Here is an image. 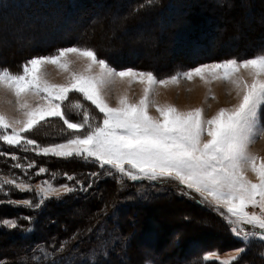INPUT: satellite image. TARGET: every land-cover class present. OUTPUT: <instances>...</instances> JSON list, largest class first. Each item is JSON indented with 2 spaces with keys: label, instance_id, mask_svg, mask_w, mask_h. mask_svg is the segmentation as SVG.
I'll return each mask as SVG.
<instances>
[{
  "label": "snow or ice",
  "instance_id": "1",
  "mask_svg": "<svg viewBox=\"0 0 264 264\" xmlns=\"http://www.w3.org/2000/svg\"><path fill=\"white\" fill-rule=\"evenodd\" d=\"M148 2L151 4L152 0ZM77 61L86 62L83 70L74 67ZM48 66L65 74L66 82H52L46 71ZM196 77L206 84L222 81L233 85L240 102L206 117L203 108L182 111L154 98L158 86L167 87ZM118 81H126L129 86L143 85L138 101L125 93L117 96L113 107L107 93ZM73 93L90 102L102 115L93 117L81 100H70ZM9 94L14 99H6ZM65 102L79 112V122L68 118ZM4 103L11 105L17 115L0 110V141L10 146H32V151L39 149L38 154L45 156L92 158L101 168L114 169L131 180L176 181L183 186L182 191L188 190L185 194L194 192L217 211L223 209L220 214L242 242L249 244L259 239L264 243V156L250 151L264 137V50L252 58H231L158 78L150 71L112 67L92 48H61L53 54L31 58L21 65L19 73L0 67V104ZM153 108L157 115L151 114ZM50 117L59 118L74 135L64 143L40 147L24 134ZM45 171L40 169L41 173ZM249 172L255 175V182L249 179ZM4 184L21 191L33 190L15 179L0 183V190ZM45 184L46 187L39 188V204L52 195L58 198L61 192L75 190L67 184L60 188ZM23 204L34 206L31 200H24ZM249 208L259 211L250 212ZM4 224L18 227L15 222ZM245 251V247L237 249L235 256L220 264H234Z\"/></svg>",
  "mask_w": 264,
  "mask_h": 264
},
{
  "label": "rangeland",
  "instance_id": "2",
  "mask_svg": "<svg viewBox=\"0 0 264 264\" xmlns=\"http://www.w3.org/2000/svg\"><path fill=\"white\" fill-rule=\"evenodd\" d=\"M23 1L25 2L26 0H23ZM57 1H60V3L62 4L63 7L66 6L65 2H69V0H57ZM176 1H177V4L175 7V10L178 11L179 7H182L183 4H182V0H176ZM183 1H185V0H183ZM252 1L253 0H209L207 2V4H205L203 1L201 6L203 7L202 10L206 9L204 11L205 13H206V11L214 10L215 11V12H213L214 15H218L220 18H222V17L220 16L219 11L221 13V11H222L221 9L225 8V13L228 16V18L226 19L225 26H220V24H218L219 26L217 27V25H216L214 27V29L216 31L219 29H223L224 31L226 30V33H228V36L233 35V37H234L233 39H238L239 35H244V31L246 33L249 30L253 31L254 33L250 34L251 35V37L249 39L250 42H248L251 46L252 41H253V43L256 42L255 40H253L254 39L253 37L256 35L255 34L256 31L259 29H264V15H263L264 14V5H262V3H260L258 0L257 5H255V7H256L255 8V7L251 6ZM83 2L85 3V1H83ZM113 2H115V4H114L115 6L112 5ZM129 2H130L129 0H116V1L115 0H101V1L99 0L98 5L96 2L93 3L99 7L97 9H94V8L92 9V12L94 10H96L93 14H96L95 17H97V19L95 18V20L98 21L97 22L98 24L96 23L94 25H91L90 29L94 28V31L92 32V34H90V35L88 34V36L91 37L90 40L84 39L85 46L92 44L91 43L92 40L94 43L96 42V44L99 43L100 45L104 46L105 43L103 42V40L105 38H107V37L110 38V37L115 36V39L116 38L117 39H116L115 43H114V39H112V43H114V44L111 46L110 49H107L106 46H104V48L103 47L102 48L104 50L112 51L113 49L121 50V48L123 47L124 49L122 48L123 51L122 50L121 51L124 53V52H129L131 50L135 51V50H133V47H132V49H130L129 47H131V46L127 45L128 44L127 40H129V42H130V39H132V40L134 39L133 41L131 40V42L138 45L136 47H138V48L141 47L138 50H140V52H142V54H146L144 56V58H146V60H148V63L150 62L153 65H155L154 67H156V69L161 68V70H162V69L167 68V65L174 62V60H170L168 57L169 56L168 54H170L173 51H170L167 48V49H163L162 52H158L161 49V47L155 46L157 44V42L155 44V41H158L157 38L159 36L157 37V35L154 34L155 33L154 31H152V32L147 31V29L154 30V28L158 27L157 24L155 26L154 24L149 23L148 19L146 20L147 16H149L155 10L151 9L148 11L142 10L140 12H132V8H130V9H127L125 11H120V6L122 5V3L127 5V4H129ZM164 2L162 3V5L164 4ZM12 3H13V5H17L19 2L17 0H12ZM219 7H220V9H219ZM252 7H253V11L251 10ZM248 8H250V11ZM11 10L12 11L17 10V6H12ZM178 12L175 15H173L175 17H177V16L180 17L179 19H175V23H174L175 25L181 24L182 16H183L182 14H184L183 13L184 10H182L181 14H179V15H178ZM207 13L209 15H211V14L213 15L212 12L211 13L207 12ZM37 15L40 16V14H34V16H37ZM34 16L32 14H29V12L27 11V12L21 13V15L19 16L20 19H19V21H17V23L15 25L0 26V59L1 58L6 59V57H9L11 55L13 56L14 51L18 52L21 49L31 47L30 46L31 43H33V42L36 43L35 42L36 40H33V38L30 37L32 34V31H34L36 28H38V25L32 20V17H34ZM204 16L206 18V15H204ZM58 17H61V16H58ZM252 17H253V20H252L253 22L251 23L250 18H252ZM1 18L9 20V18L6 17L5 15H0V19ZM10 18H12V17H10ZM129 20H132V21L128 22ZM223 20H224V18H223ZM214 21H216V20H214V18L213 19H211V17L209 18V24L211 22L213 23ZM182 23H184V22H182ZM32 26H34V27L31 28ZM208 27H212V25L211 26L209 25ZM78 29L79 28H77L76 30H78ZM59 31H60V34L54 33V39L66 38L67 33L69 32V29L63 28L62 30H59ZM35 33H36V31H35ZM49 34H52V32H49V33L47 32L46 36H48ZM46 36H44V37H46ZM200 36H201V34H200ZM174 39L175 38H173V32H169L167 34V37H164V38H163V36H162V38L159 37L160 41H158V45L162 46V44L165 43L164 47H166L168 44L173 43V41H178L177 39H175V40ZM227 39H228V37L225 40H227ZM251 39H252V41H251ZM124 40H126L127 44H126V42L124 43ZM137 42H138V44H137ZM224 43L227 44L229 42L224 41ZM214 44H215V42L212 43L211 46H214ZM241 44H243V42ZM227 45L231 46L232 44H227ZM236 45H238V44H236ZM38 46H40V45H38ZM164 47L162 46V48H164ZM216 48H217V46H216ZM23 52H25V51H23ZM127 54H129V53H127ZM132 54H134V53H132ZM254 56L255 55H253L252 57H254ZM158 57L159 58L160 57L161 58L166 57L167 58L166 62H164V63L161 62V58L158 59ZM252 57H248V56L242 57V56H238V55H231V56H226V57H222V58L215 59V60L208 59V61L202 62V63L197 64L195 66L179 68V70H177L176 73L187 71V70L193 69L195 67H198V66H201L204 64L221 62V61H225V60H228L231 58H237L239 60H242V59L252 58ZM72 59H75V57H72ZM177 60H179V59H177ZM177 60H175V61H177ZM160 62L162 65L159 64ZM85 63L86 62H84V61H77V63L74 65V67L77 70H83ZM136 70H141V69H136ZM46 71L48 73V78L52 82H54V83H65L66 82L65 74H63L61 71H59L55 67L48 66L46 68ZM141 71H148V70H141ZM171 75H174V74H170L167 76H159V77L157 76V77L158 78H166V77H170ZM243 75L245 77H247L246 72L243 73ZM156 91H157L158 95H156L154 98L157 99L161 104L170 103V104L175 105L177 108H179L182 111H186V110H189L192 108H203V109H205V116L206 117H211L220 108H232L240 102V96L237 94V90L235 89V87L233 85H231L229 83L222 82V81H214L211 84H206L199 77L194 78L192 81L181 79L179 84H170L167 87H159L158 86ZM142 92H143V85H141L139 83H135V84H132L131 86H129V84L126 81L125 82H119L118 81L117 84L115 85V87L112 88L111 90H109L107 93L108 102L113 107H115L117 96L125 94V93H127L130 96V98L135 102V101H138V99L142 95ZM212 96H215V99H212L211 98ZM6 99L11 100V99H14V97H12L9 94L6 96ZM0 110L5 111L10 116L17 115L14 108L7 103L0 104ZM150 112L152 115H157L154 108L150 109ZM10 131L11 130H9V132ZM30 132H34V131L32 130ZM24 135L27 137L26 133ZM205 139H207V137H205ZM62 143H64V142H62ZM3 144L4 143H2L0 141V148H2V147L5 148V146H3ZM261 144L263 146L264 142H261ZM257 145H258V143L253 144L250 148V151L253 152L255 149H259V147ZM48 146H52V144L46 145V146H40V147H48ZM259 146L261 147V145H259ZM6 147H8V146H6ZM31 152L33 154H30V155L37 158V154L39 153V149H37L36 151L31 150ZM262 154H264V153L262 152ZM41 156H43V155L41 154ZM37 159H35L31 162L32 165L34 163L36 164L35 161ZM12 161H13L14 167H15L17 162L14 160H12ZM41 168L42 167H40V169ZM74 174H77V173H74ZM70 175H72V174L69 173V176ZM9 179H15L18 183L23 182L25 184L30 185L33 190L29 191V192L36 193L37 196L40 198H42V197L39 193V188L40 187H46L45 182L51 183L54 187H57V188H60L62 185L67 184V183H62V184L58 185V184L53 183L50 179H46V178H41V180H35V179H31L29 177L27 179H21V178H19V176L17 174H12L9 172L8 173H0V183H2L5 180H9ZM254 179H256V177ZM129 181L133 182L134 184L138 181H145V182H149V183H155L157 185H161L164 187H158V188L150 189V188L146 187L145 185L140 184V185H137L135 187V191H131V192L126 193L127 190L131 189V187H132L131 185H133V184H130ZM134 181H136V182H134ZM138 181L137 180H131L126 176H123L119 173H116L115 170L112 169V172L109 175L108 179H105V182L103 183L101 188H99L96 192L97 196H102L103 191H104V194L106 196L105 201H104V198L102 197V199H101L102 201H100V202L99 201L89 202V203L86 202V203L82 204V206L73 207V208L68 209L66 211L60 212V214H63L64 216L68 215L70 218H73V220H74L73 223H76L79 220L78 225L80 227H82L83 230H85V232H83V235H81V232H79L78 234H75L73 236V235H70L71 233L69 234V232H68V233H62L61 236H58L57 238H59V239H57V242L60 244V246L63 249L62 253H58V252L53 251V248H54L53 243L54 242H52V245L50 243H48V245L39 244V245H37L36 249L34 250V259L38 262L41 261L40 264H101L100 261L102 260V258L106 257L112 251L117 252V250H119V254L117 256H115V258L118 260H123V264H129V262L131 264L132 261H133V264H153L151 257L155 258L156 255L163 256L167 261L168 260H176L175 262L178 263L179 260L176 259L177 258L176 253H175L176 250L174 248H171V247H174V244L176 241L181 240V242H187L186 243V247H187L186 249L189 252H195L196 253L199 250H201L200 246L203 243L210 245V247H212V248L214 247V245L216 243L215 241H217V243H218L217 245H220V242H221L220 239H221L222 235H218L217 232H219V233L223 232L225 237H227V241H228L226 243V245H224V247H222V248H219L218 250L217 249H213V250L209 249L206 251V254H204V255L202 254L203 260L205 257H210L208 259H205L208 263L212 262L211 264H220L221 261L229 260L233 256H235L237 254L236 253L237 249H239L241 247L246 248V246L248 245V244H245L244 242H242L241 239L237 238L228 229V231L231 232V235H232V237L230 238L229 232L226 231L227 227L225 225H223L220 221L218 222L212 214L211 215L213 217L210 214H207L205 212H203V213L206 214V216H199L198 214H196L195 210H197V208L195 206L193 207V204H191L193 201H197L198 203L204 204L205 206H210L213 208H215V207L212 204L203 201L199 197V195L194 193V192L190 193V194H185L188 192V190L183 189V191H182L183 186L179 185L178 182H176V181H167V182H165V181H151V180H147V179H141ZM78 182H79L78 177L73 176V179L69 180V184H67V185L73 187L76 190V189H79L81 186V184H79ZM107 184H110L112 187L111 186L109 187V185H107ZM6 186H8V184ZM9 187H12L13 189H15L16 193H17V191H21V190L15 188L13 185H9ZM107 191H108V193H107ZM7 192H9V191H6L5 189L0 190V193H7ZM22 192H24V191H22ZM64 194L65 193L61 192L59 194V197L63 196ZM12 195H14V193H12ZM52 196H56V195H52ZM130 199L136 200L137 203H139L141 205H143V204L145 205V203H146L148 205V207L137 206L138 204H132L134 206L128 207L126 205V201H128ZM14 201H15L14 202L15 204H18V203L23 204V200H19V201L14 200ZM142 201H144V202H142ZM95 203H97V204L95 205ZM102 203H104V204H102ZM149 204H152V205L149 206ZM100 205H102V206H100ZM103 205L107 209L106 212H108V214L104 218H102L101 220H97L98 218L96 216L101 211L98 212V214H97L95 209L101 210L100 208L103 207ZM124 205L126 207L124 209H122L121 211L123 213L130 212L131 216H133L132 214L135 213V215L133 216L132 219H130L128 214L121 215V211L118 207H120V206L123 207ZM186 205H187V207L193 208L192 213L190 211L187 213V215H185V214L181 215L178 213L179 216L176 215V212L174 214L169 213V208L171 209L175 206H177V207L179 206V209L183 210L184 209L183 207H186ZM92 206H95V207H92ZM157 207H158L157 210H159L160 212H163V211H161L162 209L164 210L163 214L166 216V218L169 217L167 220H163L164 228H163V224L160 225L158 222L155 221V219L151 218L152 216H150L153 214L157 215V216L160 215V213L156 210ZM112 209H114V210L110 212V210H112ZM89 210H90V213H93L92 217H89ZM248 210L250 212H253V211L258 212L259 211L258 209H255V208H249ZM197 211H200V210H197ZM221 211H224V210L223 209H221L220 211L216 210L217 214H219V216H221L225 220V222H227L226 218L220 214ZM58 217L62 218L61 216H58ZM81 217H82L83 221L84 220L86 222L90 221L91 223L89 222L90 224H86L83 227V225H80V223L82 221V220H80ZM128 219H130V221L133 222V225H129L130 229H127V231L130 230V232L132 234L133 242H132V248L130 247V248H128L127 252H123L122 250L125 247V240L120 236V234L114 233V230L108 226V223L110 222V220H113V221L115 220V221H118L119 223L121 222L122 227H123V226H126L123 224ZM4 221L14 222V220L10 219V218L0 220L1 226H6L4 224ZM176 221H177V223H176ZM172 224H174L175 226L174 227L172 226L173 229H171V231L169 233V230H168L169 227L168 226H170V228H172L171 227ZM61 225L62 224L59 223V226H61ZM149 225H151L152 229H155V230H151L152 231L151 232L150 229L147 227ZM229 226L231 227V225H229ZM75 227H78V226H75ZM154 227H156V228H154ZM159 227L161 229H165V231L162 232V230H160ZM245 227L247 229L251 230V226H245ZM31 228L32 227L29 226L27 231H30ZM116 228H117V230L120 229L119 226H117ZM198 230H202L204 232L202 233L201 231H198ZM127 231L125 230L124 233L128 234ZM176 231H180V233L184 234V237L182 239H180V237L173 235ZM139 232H141L142 234ZM151 233H156V237H151V235H150ZM163 233H164V235H162ZM166 233H167V235H166ZM194 233H200V234L199 235H193ZM147 235H148V238H147ZM214 235H216L217 237H215L216 240L213 242L212 240L214 238L213 239H210V238L214 237ZM198 236H200L202 240L198 239L199 241L198 240L195 241V239H192V238L198 237ZM128 237H129V234H128ZM172 237H175V239H176L175 242H173ZM191 239L194 241H190ZM235 239H237V240H235ZM66 240H69V241H66ZM255 240L258 241V244L262 243L261 241H259V239H255ZM77 241L79 242V247L82 246V248L80 250L74 252L73 250H71L69 248V242H74V244H75ZM65 244H68V245H65ZM167 246H169V247H167ZM204 248H206V247H204ZM172 249H173V251H171ZM263 250H264V245H263ZM22 254H23L22 251L18 248L17 245L15 246V243L11 242L10 240H9V242L7 240H6V242L0 240V257L3 258L4 256H8V255L11 256L12 255V256H14L13 257V259H14L15 257H18ZM167 254H170V255H167ZM165 255H166V257H165ZM178 257H180V256H178ZM255 259H257V258L254 256L253 251H251L247 254L246 262H243V264L244 263L249 264V262L252 263V261ZM146 260H148V261H146ZM120 263L122 264V262H119V263L117 262V264H120ZM254 263L255 264H257V263L258 264H264V260L254 261ZM234 264H242V262L234 263Z\"/></svg>",
  "mask_w": 264,
  "mask_h": 264
},
{
  "label": "trees",
  "instance_id": "3",
  "mask_svg": "<svg viewBox=\"0 0 264 264\" xmlns=\"http://www.w3.org/2000/svg\"><path fill=\"white\" fill-rule=\"evenodd\" d=\"M17 1L20 4L16 3L17 5H13L12 0H0V15H5L6 17L9 18V20L1 18L0 26L15 25L17 21H19L20 19L19 16L21 15V13L27 11L29 12V14H32L33 16L34 14H40V16L37 15L32 17V20L38 25V28L32 31V34L30 36L31 38H33V40H36L35 41L36 43L33 42L30 45L31 47H28L30 48V51L35 50L33 54L27 53L28 55L25 54L27 57L23 56V59L21 56L16 58V55L14 54L13 56L11 55L12 57L11 56L6 57L7 60L5 58L0 59V67L10 69L13 73H19L21 71V65H23L25 62H27L33 57L53 54L57 49L66 48L70 46L92 48L96 51L99 58L105 59L112 67L118 69L131 67L134 69L148 70L153 72L158 77L175 74L176 71L179 70V68L195 66L202 62L208 61V59L215 60L231 55L252 57L253 55L258 54L261 50H264V32L259 33L261 29L257 30L255 33L256 35L254 36L255 38L253 37L254 38L253 40H255L256 42L253 43L251 39L252 41L251 46L248 42H250L249 40L251 37L250 34L254 33L253 31L249 30L247 31V33L244 31V35H239L238 39H233L234 38L233 35L227 36L228 33H226V30L224 31L223 29H219L216 31L214 29V27L216 26V21H214L213 23L211 22L209 24V18L211 17V19L214 18V20H217L220 17L218 15H214L213 13L215 12L214 10L206 11L205 13L204 11L206 9L202 10L203 7L199 3V1H204L205 4H207L209 0H185V1L182 0V4H183L182 7L184 9L182 7H179L178 9L179 12L175 10L177 4L176 0H152L151 4H149L148 0H129L130 2L127 5L122 3V5L120 6V11H125L130 8H132V12H140L142 10L148 11L151 9L155 10L153 13L147 16V18L146 17L145 18L146 20L148 19L149 23H152L155 26L157 24L158 27L154 28V30L147 29V31L148 32L154 31L155 32L154 34H156L157 37L159 36L160 38H162V36L163 38L167 37V34L169 32H173V38L178 40V41H173V43L171 44H168L170 46L167 45L164 48L161 47V49L158 51V52H162L163 49H167L169 47L170 51L177 52L179 53V56H181V59L172 62L171 64L167 65V68L161 70V68L156 69V67H154L155 65H153L152 63L150 62H149L150 64L148 63V60L144 58L146 54L143 55L141 52L142 57L139 56L141 58L139 57L137 58V50H136L137 45L135 43L132 44L131 41H130L131 43L129 42L128 45L131 44L130 45L131 47L134 45L135 49L134 48L133 49L135 51L131 50L129 52H124V53L121 50H117V49H113L112 51L103 49L104 46H106L107 49L111 48V46L116 41L115 36L110 37L111 39H114V43H112L110 46L106 45V43L104 44V46H102L99 43L96 44V42L95 43L91 42L92 44L85 46L84 39L90 40L91 37H89L88 34L90 35L94 31V28L90 29L91 25H94L98 22L97 20H95V18L97 19V17H95L96 14H93L96 10L92 12V9L99 8L97 6L99 4L98 3L99 0H90V1L69 0V2H65L66 6L64 7L60 3V1L57 0H26L25 2L23 0H17ZM83 1H85V3ZM254 1L255 0H253L252 2ZM263 1L264 0H260V3H262V5H264ZM95 2L97 3V5L93 4ZM163 2L164 4L162 5ZM114 4L115 2H113L112 5ZM12 6H17V10L12 11L11 10ZM195 6L197 8H195ZM253 7L251 9L252 11H253ZM248 9L250 11V8ZM182 10H184L183 12L184 14H182L183 15L182 22L184 23L181 22V24H179L180 26L175 25L174 24L175 19H179L180 17L179 16L175 17L173 15H175L177 12L178 15L181 14ZM207 12L209 13L212 12L213 15L212 14L209 15ZM204 15H206V18ZM224 16L226 17V13H224ZM10 17H12L13 19ZM227 18L228 17H226V19ZM250 20H251L250 22L252 23L253 17L250 18ZM131 21L132 20H129L128 22ZM209 25L210 26L212 25V27H208ZM218 26L219 25H217V27ZM220 26H225V25L220 24ZM33 27L34 26H32L31 28ZM63 28L69 29V32L67 33V37L62 39L60 38L54 39V33L60 34L59 30H62ZM77 28L79 29L76 30ZM48 31L52 32V34L46 36ZM219 36H221L220 39ZM240 36H244L242 41L240 40ZM159 37L157 38L158 41H160ZM227 37L228 39L225 40ZM158 41H155V44L157 42V44L155 45L157 47H158ZM224 41H227L229 42L227 44H232V45L229 46L226 43H224ZM125 42L126 41L124 40V43ZM214 42H215L214 46H211V44ZM242 42L243 44H241ZM209 47H212V49L208 50ZM26 49L27 48L21 49L18 52L24 53L23 51ZM138 53L140 52L138 51ZM132 56H135L134 61L132 60ZM13 57L15 58V60ZM189 58L191 59L190 61ZM8 59H11L12 62H7ZM161 60L163 63L166 61V60L163 61L162 58ZM159 64H161V62ZM77 99L81 100L85 108L91 112L93 117L99 118L102 115L98 113V110H96L95 107L91 105L90 102L83 101L82 97L79 94L76 93L70 94V100H77ZM64 107H65L66 115L70 120H72L73 122H79L81 120V115L79 114V112L77 110L71 109L68 106V102H65ZM33 131L34 132L26 133L27 138L35 139L40 146L62 143L65 142L67 139L72 138V136L74 135L71 130L67 129L66 125H64L59 118H55V117H50L47 122H43ZM1 142L4 143L3 146H5V148L4 147L0 148V173L9 172L12 174H17L21 179H27L29 177L31 179L41 180V178H46V179H50L53 183L58 185L62 183L69 184L68 177H69V173H71L72 175L70 176L71 177L77 176L79 181L78 183L81 184L79 189H76L71 193H65L63 196H60L58 198L56 196H51L47 199H44L42 204L38 203L41 200V198L38 197L37 194L34 192L17 191L16 193V190L13 189L12 187H9V185L6 186L7 184H5L3 186V189L9 192L0 193V220L9 219V218L13 219L14 222L18 225V227L13 229L8 226L0 225V240L4 242H6V240L9 242L10 240L11 242L15 243V246L17 245L23 254L18 257H15L14 259H13L14 256L12 255L4 256L3 258L0 257V264H40L41 261L38 262L34 259V250L36 249L37 245L39 244L48 245V243L52 245V242H54L53 251L62 253L63 249L60 246V244L57 242V239H59L57 238L58 236H61L62 233H68V232L69 234L71 233L70 235L73 236L75 234H78L79 232H81V235H83V232H85V230H83V228L78 225L79 221L76 222L77 224L76 223L74 224L73 218H70L68 215L64 216L63 214H60V212L66 211L73 207L82 206V204L86 202L87 203L96 202V201L100 202L102 201L101 200L102 197L104 198L105 201L106 196L104 194V191L102 196H97L96 192L99 188H101V186L105 182V179H108L109 175L112 172V169L108 167L101 168L97 163V161H95V159L78 157V156L58 157L53 155L41 156V154H37V158H38L37 159L34 156L30 155L33 154L31 152V146L21 145L17 147V146H10L3 141ZM25 148H28V150H25ZM13 156L18 157V159H13L12 158ZM35 159H37L35 161L36 164L34 163L33 167H28V165L32 164L31 162ZM12 160L16 161L17 164L22 165V167L20 168L14 167V163ZM40 167L46 169V171L41 173ZM130 184L133 185H131L132 186L131 189L127 190L126 193L135 191V187L140 184H143L150 189L164 187L161 185H157L155 183H149L145 181H138L135 184L133 182H130ZM12 193H14V195H12ZM14 200L17 201L31 200L34 206L29 207L24 204H19V203L15 204ZM96 204L97 203H95V205ZM132 204H138L137 206L148 207L146 203L145 205L144 204L141 205L137 203L136 200L130 199L126 201V205L128 207L134 206ZM191 204H193V207L195 206L197 210L201 211L200 212L195 210L196 214H198L199 216L202 215L206 216V214H204L203 212L210 215L212 214L218 222L220 221L223 225L227 227L226 231H228V229L230 230L229 224L225 222V220L221 216H219V214H217L215 208L210 206H205L204 204H200L197 201H193ZM150 205L152 204H149V206ZM125 207L126 206L124 205L123 207L120 206L118 208L121 211ZM183 208H187V213L189 211L192 213L193 208L187 207V205L186 207ZM100 209L101 210L95 209L97 214L98 212L101 211L96 216L98 218L97 220H101L108 214V212H106L107 209L105 208L104 205ZM113 210L114 209L110 210V212ZM124 214H128L130 219H132L133 216L135 215V213H133L132 214L133 216H131L130 212L123 213L121 211V215ZM92 215L93 213H90L89 210V217H92ZM58 216H61L62 218H59ZM150 216H152L151 218L156 219L155 221L160 224V222L157 220L155 216L154 217L153 215ZM130 219H128L123 224L126 225L123 227L121 224L122 221L120 219H119L121 221L120 223L115 220L114 221L110 220V222L108 223V226L114 230V233L120 234V236L125 240V247L122 250L123 252H127L128 248L130 247L132 248V242H133L132 234L130 230L127 231V229H130L129 225H133V222H131ZM89 222L86 223V221L84 220L80 224L83 225L84 227V224L86 225L91 223ZM59 223L62 225L59 226ZM161 223H163V220ZM77 225L78 227H75ZM29 226H31L32 228L30 231H27ZM117 226L120 227L119 230H117L116 228ZM147 227L150 229V231L155 230L152 229L151 225ZM168 227L170 228V226ZM169 228L168 230L170 233L173 227L170 229ZM125 230L128 232L129 237L128 234L124 233ZM251 230L259 231L258 229H251ZM164 231L165 229H162V232ZM178 232L180 233V231H176L173 235H175ZM180 234L181 235L176 234L175 236L178 235V237L182 239L184 237V234L182 233ZM199 234L200 233H194L193 235H199ZM150 235L151 237H156V233H151ZM162 235H164V233ZM199 237L200 236L194 237L192 239H195L196 241L198 239H201ZM215 237H212L210 239L214 238L212 240L214 242L216 240ZM229 237L230 238L232 237L231 232H229ZM192 239L190 241H194ZM172 240L173 242H175L176 240L175 237H172ZM220 240H221L220 245H217L218 243L217 241H215L216 243L213 248L210 247V245L203 243L200 246L201 250H199L196 253L189 252L186 249L187 242H181V240L176 241L174 247L171 248H174L176 250L175 253L177 257L176 259L179 260L178 263L175 262L176 260L167 261L161 255H156L155 258L151 257V259L153 261V264L154 263L155 264H211L212 262L208 263L205 260V258L203 260L202 254L203 255L206 254V251L209 249L218 250L219 248L224 247V245H226V243L228 242L227 237H225V235L222 236ZM255 241L256 240H254L253 242L249 243L246 246V251L242 253L240 255V259L238 261H235L234 263L242 262L243 264V262H246L247 254L251 251H253L254 256L257 259L253 260L252 263L249 262V264H255L254 261L264 260V250H263L264 244L263 243L258 244V241L256 242ZM69 248L75 252L80 250L82 246L79 247L78 241L75 244L74 242H69ZM171 251H173V249ZM118 254H119V250H117V252L112 251L106 257L102 258L100 263L101 264H112V263L117 264V262L123 263V260H118L115 258V256H117Z\"/></svg>",
  "mask_w": 264,
  "mask_h": 264
},
{
  "label": "bare ground",
  "instance_id": "4",
  "mask_svg": "<svg viewBox=\"0 0 264 264\" xmlns=\"http://www.w3.org/2000/svg\"><path fill=\"white\" fill-rule=\"evenodd\" d=\"M259 2H260V0H259ZM199 3L200 4H202L203 3V1H199ZM205 3V2H204ZM257 3H258V0H255L254 2H252L251 3V6H255V5H257ZM195 8H197L196 6H195ZM219 9H220V7H219ZM259 9V8H258ZM224 13H225V8H222L221 9ZM221 11V13H220V11H219V13H220V16L222 17V18H218L217 20H216V25H218V24H226V17H228L227 15H226V17L224 16V13ZM262 11V10H261ZM242 13V12H241ZM264 15V14H263ZM223 18H224V20H223ZM244 19V18H243ZM100 25V24H99ZM93 27V26H92ZM50 31H48V33H49ZM261 32H264V30L263 29H261L260 31H259V33H261ZM216 33V32H215ZM228 36V35H227ZM224 37V36H223ZM243 37L244 36H240V40L242 41L243 40ZM221 38V36H219V39ZM255 38V37H254ZM117 39V38H116ZM132 39H130V41H131ZM134 40V39H133ZM132 40V41H133ZM136 40V39H135ZM126 41V40H125ZM92 42H93V40H92ZM103 42L104 43H106V45H110L111 43H112V39H110V38H105L104 40H103ZM123 42V41H122ZM128 43H129V40H128ZM131 43V42H130ZM132 44H133V42H132ZM137 44H138V42H137ZM165 43H163L162 44V46L164 47L165 45H164ZM128 45V44H127ZM131 45V44H130ZM129 45V46H130ZM138 46V45H137ZM162 46H159L158 45V47H162ZM168 46H170V45H168ZM134 49H135V47H134V45L132 46ZM132 47H129L130 49H132ZM123 48V47H122ZM121 48V50L123 51V49ZM139 48H141V47H139ZM138 47L136 48V50H138L139 49ZM133 49V50H134ZM168 49H169V47H168ZM210 49H212V47H209L208 48V50H210ZM170 50V49H169ZM25 52L24 53H21V52H16V51H14V55H16V58H18V57H22V59H23V56L24 57H27L25 54H27V53H31V54H33V52L35 51V50H33V51H30V48H27V50H24ZM37 51V50H36ZM139 52H140V50H138ZM138 51H137V58L139 57V56H141V52L140 53H138ZM28 55V54H27ZM144 55V54H143ZM169 55V56H168ZM167 56L169 57V59L170 60H177V59H181V56H179V53H177V52H172V53H170V54H168ZM181 55V54H180ZM184 55V54H183ZM142 57V56H141ZM141 57H139V58H141ZM195 57V56H194ZM11 58V57H10ZM14 58V57H13ZM190 58H191V55H190ZM189 58V61L191 60ZM134 59H135V56H132V60L134 61ZM158 59H160L159 57H158ZM162 59L165 61L167 58L166 57H162ZM193 59V58H192ZM7 60V59H6ZM14 60H15V58H14ZM14 60H13V62H14ZM136 61V60H135ZM160 61V60H159ZM2 62V61H1ZM6 62V61H5ZM7 62H12L11 61V59H8V61ZM161 62H162V60H161ZM166 62V61H165ZM263 147H264V144H263ZM263 152V151H262ZM73 165V164H72ZM107 185H109V187L111 186L110 184H107ZM107 187V186H106ZM112 187V186H111ZM108 188V187H107ZM166 201V200H165ZM158 203V202H157ZM158 209V207L156 208V210ZM162 209V208H161ZM159 213H160V215H154L153 214V217L155 216L156 218H157V220L160 222V225L161 224H163V223H161L162 222V220H167L168 218H166V216L163 214L164 213V210L162 209L161 211H163V212H160L159 210H157ZM166 212V211H165ZM176 212V215H178V213L179 214H185V215H187V208H184L183 210H181V209H179V206L177 207V206H175V207H173V208H169V213H172V214H174ZM169 215V214H168ZM179 216V215H178ZM203 216V215H202ZM80 219V218H79ZM84 219V218H83ZM76 220V219H75ZM80 220H82V217H81V219ZM156 220V219H155ZM79 221V220H78ZM73 222V221H72ZM81 223H82V221H81ZM87 223V222H86ZM176 223H177V221H176ZM75 224V223H74ZM79 224V223H78ZM81 225V224H80ZM85 225V224H84ZM78 226V225H77ZM174 227L175 225L174 224H172L171 225V227ZM163 227H164V224H163ZM160 228V227H159ZM170 229V228H169ZM216 229V228H215ZM160 230H162L161 228H160ZM218 230V229H217ZM199 231H201L202 233L204 232V231H202V230H199ZM208 231V230H207ZM206 231V232H207ZM220 231V230H219ZM209 232V231H208ZM211 232V231H210ZM215 232V231H214ZM221 232V231H220ZM176 234H178V235H181L179 232L178 233H176ZM175 234V235H176ZM205 234V233H204ZM214 234V233H213ZM216 234V233H215ZM217 234L218 235H222V236H224V234H223V232H221V233H219V232H217ZM216 234V235H217ZM166 235H167V233H166ZM177 235V236H178ZM216 235H214V237L216 236ZM202 236V235H201ZM212 236V235H211ZM199 238H201V237H199ZM226 239V238H225ZM199 241V240H198ZM113 264V263H112ZM121 264V263H120ZM123 264V263H122ZM129 264H130V262H129ZM131 264H133V261L131 262Z\"/></svg>",
  "mask_w": 264,
  "mask_h": 264
},
{
  "label": "crops",
  "instance_id": "5",
  "mask_svg": "<svg viewBox=\"0 0 264 264\" xmlns=\"http://www.w3.org/2000/svg\"><path fill=\"white\" fill-rule=\"evenodd\" d=\"M261 142H264V137L260 138L259 140H257V141L254 143V144H257V143H258L257 146L259 147V149H255V150L253 151V153H256V154H258V155H260V156H264V154H262V151H263V153H264V147L262 146ZM259 145H261V147H260ZM262 147H263V148H262ZM248 177H249V179H251V180H253V181H256V179H254V178H255V175H254L253 173L249 172V173H248Z\"/></svg>",
  "mask_w": 264,
  "mask_h": 264
}]
</instances>
